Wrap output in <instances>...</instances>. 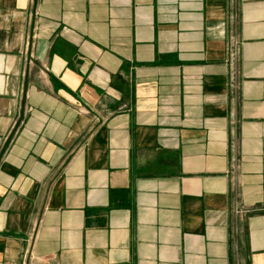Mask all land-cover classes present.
I'll use <instances>...</instances> for the list:
<instances>
[{
	"label": "crops",
	"instance_id": "0c3cea01",
	"mask_svg": "<svg viewBox=\"0 0 264 264\" xmlns=\"http://www.w3.org/2000/svg\"><path fill=\"white\" fill-rule=\"evenodd\" d=\"M0 264H264V0H0Z\"/></svg>",
	"mask_w": 264,
	"mask_h": 264
}]
</instances>
